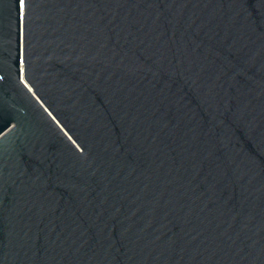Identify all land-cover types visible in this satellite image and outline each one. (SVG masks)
<instances>
[{"label": "water", "instance_id": "water-1", "mask_svg": "<svg viewBox=\"0 0 264 264\" xmlns=\"http://www.w3.org/2000/svg\"><path fill=\"white\" fill-rule=\"evenodd\" d=\"M0 264H264V0H0Z\"/></svg>", "mask_w": 264, "mask_h": 264}]
</instances>
